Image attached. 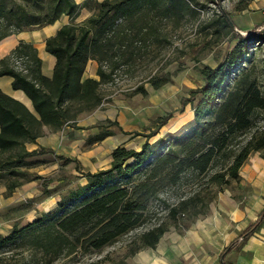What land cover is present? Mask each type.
I'll return each instance as SVG.
<instances>
[{
  "label": "trees",
  "instance_id": "obj_1",
  "mask_svg": "<svg viewBox=\"0 0 264 264\" xmlns=\"http://www.w3.org/2000/svg\"><path fill=\"white\" fill-rule=\"evenodd\" d=\"M88 1L0 0V39L51 24L62 16L74 19ZM94 2L95 11L84 21L68 22L45 39V50L56 59L51 78L41 74V61L29 43L19 42L0 59V76L12 78V88L26 94L39 116L36 118L0 89V181L7 193L21 184L20 178L26 179L27 169L39 163L28 157L50 151L44 147L27 151L25 142H33L43 125L53 129L76 127L79 113L100 105V85L113 81L115 71L136 55L137 50H131L135 44L140 47L165 40L162 20L174 19L177 24L185 15L197 13L189 0ZM217 27L220 32L221 21ZM222 27L231 32L233 48L225 51L214 67L202 65V84L180 98V112L187 104L192 109L190 127L150 143L171 113L156 117L153 129L142 134L145 141L139 150L114 148L109 166L81 172L84 183L62 194L57 207H70L71 202L85 196L82 201L53 220L42 214L23 226L14 225L8 234H0V250L21 247L32 261L42 264L100 251L144 225L148 204L162 189L169 190L174 199L165 206L167 218L193 221L206 213L218 192L239 181L240 167L250 154L259 152L264 157V61L259 67L246 61L248 47L262 40L264 31L252 29L248 35L239 34L227 14ZM18 58L21 69L15 64ZM89 60L97 64V78L84 77ZM167 81L168 77L149 78L153 88ZM136 90L145 92L140 85ZM106 134L100 131L96 138ZM131 173L130 182L116 181ZM263 221L264 204L256 218L220 251L222 264H231L227 254L241 248ZM166 230L163 221L147 225L130 240L126 255L155 247Z\"/></svg>",
  "mask_w": 264,
  "mask_h": 264
},
{
  "label": "rangeland",
  "instance_id": "obj_2",
  "mask_svg": "<svg viewBox=\"0 0 264 264\" xmlns=\"http://www.w3.org/2000/svg\"><path fill=\"white\" fill-rule=\"evenodd\" d=\"M189 1L197 12L195 16L187 14L177 24L174 19L162 20L161 30L166 34V39L159 43L149 42L146 46L140 44V47L135 44L131 50H137L136 55L123 62L124 64L115 71L113 81L100 85V105L82 112L77 118L76 127H64L63 139L58 147L47 146L45 148L50 151L35 152L27 158L39 163L27 169L26 179L20 178L22 185L17 189L20 194L14 195V201L24 198L27 194L29 201L33 202L34 211L18 217L16 225L25 223L24 221L29 220L33 214L36 218L47 214L48 220H53L59 217L60 213L77 205L85 196L71 202L70 207V204H66L62 209L55 203H58L60 196L69 189H75L78 184L84 183L81 172L107 168L114 148L139 150L145 141L142 134L153 129L156 117L171 113L166 124L149 139L150 143L160 137L178 135L190 127L192 109L187 104L180 112V98L186 95L188 89L202 84L199 72L202 65L214 67L225 51L231 50L235 44L228 28L222 27L225 14L231 18L233 29L239 34L248 35L252 29L264 31V0ZM94 11L95 2L90 0L87 6L78 11L74 19L69 16L65 19L68 22H82ZM220 21L219 32L217 26ZM257 43L254 42L248 47L246 61L259 67V63L264 61V38ZM94 65L96 62L89 60L84 75L85 72L94 74ZM262 66L264 67V64ZM151 76L168 77V81L158 88H153L149 82ZM139 85L143 87L144 93L136 90ZM113 121L116 124H110ZM100 131H106L108 134L98 139L96 137ZM39 149L38 147L37 151ZM66 158L69 161H66ZM76 165L80 169H77ZM134 173L120 176L116 181L130 182ZM61 178L65 179L64 182L59 180ZM172 202L174 199L170 191L162 189L157 197L149 202L144 225L122 235L100 251L76 253L60 258L52 264H90L98 261H101V264H129L126 256L127 245L147 225L163 221L167 230L175 236L178 235L180 239L187 234L191 222L210 220L208 208L206 213L199 214L193 221L181 217L173 222L167 218L165 208L166 204ZM10 224L11 222H7L0 225V231H8ZM185 252L186 248L182 254ZM30 258L29 253L21 247L0 250V264H42Z\"/></svg>",
  "mask_w": 264,
  "mask_h": 264
},
{
  "label": "crops",
  "instance_id": "obj_3",
  "mask_svg": "<svg viewBox=\"0 0 264 264\" xmlns=\"http://www.w3.org/2000/svg\"><path fill=\"white\" fill-rule=\"evenodd\" d=\"M67 17L62 16L51 24L21 30L3 37L0 39V59L9 54L19 42L29 43L36 49L41 61V74L51 78L56 59L45 50V39L54 35L62 25L67 24L68 20L65 19ZM94 66V74L85 72L84 77L97 78L95 74L97 64ZM90 67L92 68V65ZM11 82L10 76H0L1 91L22 103L38 118L31 100L21 89H13ZM81 113L76 116L75 124ZM64 127L70 126L53 129L43 125L41 133L33 142L24 143L25 149L37 151L38 147H58L63 139ZM239 175L238 182H233L229 187L218 192L210 203L208 211L210 220L200 219L191 222L187 234L180 239L178 235L175 236L173 232L166 230L155 247H144L131 256L126 255L127 262L129 264H222L219 258L220 251L256 218L264 204V157L259 152L250 154L240 167ZM21 185L7 193L5 184L0 181V225L11 222L8 231L3 233L0 231L3 236L16 225L18 217L34 211L33 202L29 201L30 197L27 194L24 195L27 199L14 201V195L20 194L17 189ZM55 204L57 206V203ZM35 219L33 214L29 220L17 226H23ZM184 248H186L185 256L182 254ZM226 259L231 264H264V221L243 246L229 252ZM97 264H101V261Z\"/></svg>",
  "mask_w": 264,
  "mask_h": 264
},
{
  "label": "built area",
  "instance_id": "obj_4",
  "mask_svg": "<svg viewBox=\"0 0 264 264\" xmlns=\"http://www.w3.org/2000/svg\"><path fill=\"white\" fill-rule=\"evenodd\" d=\"M20 61H21V59H20V58H18V59H15V64L17 65V67H18L19 69H21V66H20Z\"/></svg>",
  "mask_w": 264,
  "mask_h": 264
}]
</instances>
